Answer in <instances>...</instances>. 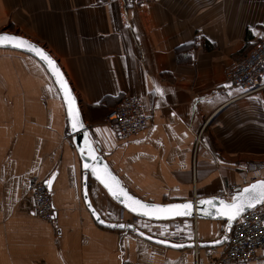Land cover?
Wrapping results in <instances>:
<instances>
[{
	"label": "crops",
	"instance_id": "1",
	"mask_svg": "<svg viewBox=\"0 0 264 264\" xmlns=\"http://www.w3.org/2000/svg\"><path fill=\"white\" fill-rule=\"evenodd\" d=\"M7 28L58 62L93 146L140 200L228 199L227 188L264 154V90L238 98L225 82L264 36V0H0V30ZM132 94L152 120L120 142L105 116ZM81 176L52 79L32 57L0 50V264H218L226 242L208 256L99 226ZM33 177L46 183L51 221L32 214ZM87 184L100 217L119 222V206ZM223 225L178 220L174 231L181 243L207 242ZM231 264H264V253Z\"/></svg>",
	"mask_w": 264,
	"mask_h": 264
},
{
	"label": "built area",
	"instance_id": "2",
	"mask_svg": "<svg viewBox=\"0 0 264 264\" xmlns=\"http://www.w3.org/2000/svg\"><path fill=\"white\" fill-rule=\"evenodd\" d=\"M122 1L139 5L151 0ZM263 76L264 36L226 74L225 82L231 88L240 90L238 98H243L264 90V84L261 82ZM151 120V114L144 108L141 99L134 94L125 96L105 116V123L113 128L116 139L120 142L128 140L147 128ZM263 169L264 163L261 161L247 164L246 172L250 175L249 181L244 179L241 184L230 186L227 194L231 196L241 187L259 180ZM28 192L32 199V214L42 221H51L54 218V208L46 183L33 177L28 182ZM119 222L129 223L151 237L181 243L174 231L175 221L153 222L134 217L120 209ZM214 248L208 249V256ZM259 251L264 253V203L242 214L234 222L227 235L226 245L220 252L218 264L248 263L256 258Z\"/></svg>",
	"mask_w": 264,
	"mask_h": 264
},
{
	"label": "water",
	"instance_id": "3",
	"mask_svg": "<svg viewBox=\"0 0 264 264\" xmlns=\"http://www.w3.org/2000/svg\"><path fill=\"white\" fill-rule=\"evenodd\" d=\"M0 33H7L10 35H16L13 33H8L5 31H0ZM19 36L23 39H26L27 41H29L30 43L35 44L37 47H39L40 49H42L45 53H47L56 63L57 68L59 69L60 73L62 74V78L68 88V90L70 91L71 96L73 97L74 101H75V109L78 111L79 113V119L82 121L84 127L83 128H77V130H73L72 129V125H71V121L68 119V107L67 104L64 102V92L60 89L59 84L56 81V76L53 75V73L51 71H49L48 69V65L46 64V62H44L43 60H41V58L39 56H37L35 53L28 51L26 48H15L12 47L11 45H7V46H0V50H5V51H15V52H19L22 54H26L30 57H32L33 59H35L39 64H41L43 66V68L46 70V72L48 73V75L50 76V78L53 81V84L55 85L60 98L62 100L64 109H65V114H66V119H67V128H68V134L71 137V141L72 144L74 146V149L77 153V156L81 162V170H82V176H81V188H82V196H83V200H84V204L86 209L89 211L90 215L92 216L94 222L96 224H98L99 226L105 227V228H113L116 230H125V231H129L131 233H134L138 236H140L142 239L151 242L153 244L159 245V246H163L166 248H170L173 250H181V249H188V248H200V249H206V248H214V247H219L220 245L224 244L226 241V237L227 235L230 233L231 228L234 224L233 221L231 224L228 223L227 221V217H222L218 214L217 212V208L220 206V201L223 200L225 202H230L231 198L233 196H236L237 194H242L243 190L248 187L251 184L256 183L257 181H264V178L256 180L254 182L249 183L246 186L241 187L239 190H237L236 192H234L232 194L231 197H229L230 199H224V198H220V197H206V198H199V199H194L192 201H182V202H170V203H150V202H146L143 200H140L139 198H137L136 196H134L133 194H131L128 189L126 187H124L120 181V179L115 175V173L111 170L110 166L108 165V163L106 162V160L103 158V156H101L99 149L96 148L95 146H93L92 142H91V135L89 133V129L86 127V125L84 124L83 121V117L82 114L80 112V108L78 105V101L74 95L73 90L70 87V84L68 83L66 76L64 75L62 69L60 68L58 62L50 55V53L48 51H46L43 47H41L40 45H38L37 43L22 37L20 35H16ZM85 133H87V138L88 140L91 142L93 148L96 150L95 151V156H96V160H95V164L100 167V168H107V170L111 173V175H113L118 181L119 184L133 197H135L136 199H139L140 201L146 203V204H159V205H167V204H182V203H192L193 207L190 210V214L188 215H182V216H168V217H160V218H156V217H148V216H143V215H139L136 213H132L130 212L123 203L119 202L118 200L114 199L109 192L107 191V189L100 183L99 180H97L92 174H91V170L90 169H84L83 165L84 163H89L92 164L93 161L90 160L87 156V154L82 155L80 152V148L83 147L84 145V140H85ZM88 179H91L93 181H95L106 193V195L113 201L115 202L120 209L124 210L125 212H127L128 214L134 216V217H138V218H142L145 220H149V221H153V222H167V221H177V220H203V221H213V222H223V233L221 235V237L219 239L213 240V241H207V242H202V241H187V242H183V243H177V242H171V241H167V240H161V239H157L154 237H151L139 230H137L134 226L132 227H125V228H120V227H113V225H119V224H124L122 222H117V223H109L104 221L100 215L96 212V210L92 207L89 197H88ZM211 199L213 201L212 205H208V204H200L199 202L201 200H209ZM264 202H260V203H256L253 207L248 208L245 207V210L242 214L248 212L251 209L256 208L257 206L261 205ZM89 205H91V207H89ZM93 210H95L96 214L99 216L100 220H103L104 223H100L99 220L97 219L96 215H93ZM241 214V215H242ZM129 224V223H127ZM126 224V225H127ZM131 225V224H130ZM141 233H143V235H141ZM160 241H164V243H161ZM214 241H220V243H213ZM176 245H180V247H176Z\"/></svg>",
	"mask_w": 264,
	"mask_h": 264
},
{
	"label": "snow or ice",
	"instance_id": "4",
	"mask_svg": "<svg viewBox=\"0 0 264 264\" xmlns=\"http://www.w3.org/2000/svg\"><path fill=\"white\" fill-rule=\"evenodd\" d=\"M11 45L15 48H26L28 51L35 53L48 65L49 71L56 76V81L60 86V89L64 92V102L68 107V119L71 121L72 129L77 130V128H83L84 125L79 119V113L75 109V101L70 94L59 69L56 66L55 61L42 49L37 47L35 44L30 43L26 39H23L16 35H10L7 33H0V46ZM227 87H231L228 85ZM156 92L163 95V91L157 86L155 88ZM231 94V93H230ZM175 115V114H173ZM95 149L93 148L91 142L87 138V133H85L84 145L80 148L82 155L87 154L88 158L93 161L92 164L84 163V169H90L91 174L100 181V183L107 189L109 194L119 202L123 203L124 206L132 213H136L148 217H168V216H182L190 214L192 209V203H182V204H146L139 199L131 196L120 184L119 181L111 175L107 168H100L94 162L96 160ZM264 202V181H257L254 184L249 185L243 190L242 194H237L231 198L230 202L220 201V206L217 208V212L222 217H227V221L231 224L233 221L241 217L244 212L245 207L251 208L256 203ZM200 204L212 205L213 201L201 200ZM91 207V205H89ZM93 215L97 216L100 223H104L100 220L99 216L93 210ZM113 227H132L130 224H119L113 225ZM143 235V233H141ZM164 243V241H160ZM213 243H220V241H214ZM180 247V245H176Z\"/></svg>",
	"mask_w": 264,
	"mask_h": 264
},
{
	"label": "rangeland",
	"instance_id": "5",
	"mask_svg": "<svg viewBox=\"0 0 264 264\" xmlns=\"http://www.w3.org/2000/svg\"><path fill=\"white\" fill-rule=\"evenodd\" d=\"M263 146H264V144H263ZM262 156H260V157H257V161H261V162H263L264 163V154H261ZM246 174H247V172H246ZM249 178H250V175L249 174H247L246 176H245V179H246V181L248 180L249 181ZM262 178H264V169L262 170V172H261V177H260V179H262ZM242 183V182H241ZM240 183V184H241ZM231 186H233V185H231ZM230 187V186H229ZM229 187L227 188V190L229 189ZM232 196V195H231ZM231 196H229L228 195V199L227 200H229L230 198L229 197H231ZM226 240H227V237H226ZM206 249H209V248H206Z\"/></svg>",
	"mask_w": 264,
	"mask_h": 264
},
{
	"label": "trees",
	"instance_id": "6",
	"mask_svg": "<svg viewBox=\"0 0 264 264\" xmlns=\"http://www.w3.org/2000/svg\"><path fill=\"white\" fill-rule=\"evenodd\" d=\"M10 28H7L6 30H0V31H7V30H9ZM239 92H240V90H239ZM221 223H223V222H221Z\"/></svg>",
	"mask_w": 264,
	"mask_h": 264
},
{
	"label": "bare ground",
	"instance_id": "7",
	"mask_svg": "<svg viewBox=\"0 0 264 264\" xmlns=\"http://www.w3.org/2000/svg\"><path fill=\"white\" fill-rule=\"evenodd\" d=\"M216 249V248H215Z\"/></svg>",
	"mask_w": 264,
	"mask_h": 264
}]
</instances>
